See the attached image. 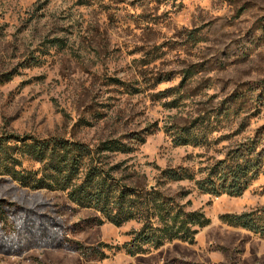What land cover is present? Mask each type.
I'll list each match as a JSON object with an SVG mask.
<instances>
[{"label": "rangeland", "instance_id": "rangeland-1", "mask_svg": "<svg viewBox=\"0 0 264 264\" xmlns=\"http://www.w3.org/2000/svg\"><path fill=\"white\" fill-rule=\"evenodd\" d=\"M132 87L140 92L128 93ZM203 117L215 128L204 146H176L165 132ZM259 132L264 0H0V138L97 144L138 134L145 142L111 161L155 185L161 169L198 171ZM167 187L189 190L191 208L210 224L193 243L131 255L120 247L138 223L98 224L97 212L64 192L31 191L0 176V200L55 223L22 233L17 251H0V264H264V234L220 218L264 207V173L240 196L201 193L186 181Z\"/></svg>", "mask_w": 264, "mask_h": 264}, {"label": "trees", "instance_id": "trees-1", "mask_svg": "<svg viewBox=\"0 0 264 264\" xmlns=\"http://www.w3.org/2000/svg\"><path fill=\"white\" fill-rule=\"evenodd\" d=\"M168 80L159 77L157 83ZM183 86L184 82L176 89L181 90ZM131 89L128 90L130 94L140 92L138 87ZM231 111L226 108L221 113ZM212 127L209 119L203 117L189 124H170L165 126V132L176 146L199 147L209 143L208 135L215 129ZM132 135L128 137L129 142L108 138L89 144L57 135L39 139L6 134L0 138V176L31 191L64 192L71 203L97 212L98 224L138 223L139 227L130 232V240L120 247L135 255L173 241L193 243L196 235L210 224L202 210L191 208L187 198L189 190L179 187L172 191L165 185L186 181L193 183L201 193L240 196L264 173V148L261 145L264 133L259 132L257 136L239 142L223 159L211 165L198 171L190 167L164 168L159 172L157 184L148 185L136 180L135 172H127L123 160L111 161V155L130 154L145 142L142 136ZM25 161L38 166L27 167ZM35 216L32 210L0 200V251L13 253L22 244V233L32 234L36 229L43 230L47 225L55 224L52 220L45 223L41 215ZM220 218L231 226L264 234V207L241 214H225ZM9 219L21 223L20 226L10 223L11 228L16 229V234L11 237L6 232Z\"/></svg>", "mask_w": 264, "mask_h": 264}]
</instances>
